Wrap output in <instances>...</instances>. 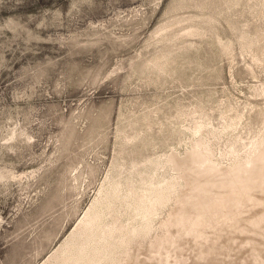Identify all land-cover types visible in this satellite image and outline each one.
<instances>
[{
  "label": "rangeland",
  "instance_id": "rangeland-1",
  "mask_svg": "<svg viewBox=\"0 0 264 264\" xmlns=\"http://www.w3.org/2000/svg\"><path fill=\"white\" fill-rule=\"evenodd\" d=\"M232 1L0 0V264H42L117 184L172 176L174 202L146 221L101 207L154 226L127 264L264 262V162L190 173L194 141L224 166L264 137V0Z\"/></svg>",
  "mask_w": 264,
  "mask_h": 264
},
{
  "label": "bare ground",
  "instance_id": "bare-ground-1",
  "mask_svg": "<svg viewBox=\"0 0 264 264\" xmlns=\"http://www.w3.org/2000/svg\"><path fill=\"white\" fill-rule=\"evenodd\" d=\"M230 5V8H232L235 5V0H233ZM213 21V18L209 17L207 19V24H212ZM162 30H164V28H159L160 32ZM199 33L202 34L204 32L198 31L197 28H191L188 34L195 35ZM248 39L249 38H247V36H239L238 40L240 41L239 43L243 49H248L252 46L253 40L250 41L251 39ZM218 42L221 44L220 41ZM223 47L225 49H230V44L226 43L223 45ZM163 62L164 59L161 60V62H153L151 66L152 69L161 71ZM262 91L261 92L264 94V88ZM256 92L260 93L257 90ZM260 117L264 119L262 115ZM239 120H241V118H239ZM225 124L226 129L234 126L232 124ZM221 127H223V125ZM249 128L251 129L250 126ZM247 131L248 130L246 129V134H249ZM243 133H245V130ZM217 134H219V132ZM248 136L245 138L248 139ZM236 138H238V136ZM215 140H213V142H215ZM216 142L218 144L219 141ZM193 143L195 144L196 148L192 150L191 153L192 166L190 168V173L192 176L200 175L202 178L210 179L212 178L211 175H215L220 171L225 173H233L237 167L252 168L253 166L256 167L261 162H264V148L259 149L260 145L264 144V137L261 135L256 134V137H254L249 143V149L245 151L243 155H237L234 152L229 154L228 151H222L230 156V159L228 158L230 163L224 166L218 164L220 161L218 163L216 162L219 157L215 160L213 155H205V153H202L203 151L210 153L213 145L211 138L208 137L204 141H194ZM233 146L234 145L232 144L230 147L233 148ZM219 152L220 151L217 153ZM176 157V154H171L168 156V158L172 160L176 159ZM163 163L168 162L166 161ZM152 179L158 180L157 178ZM197 179L198 178L195 177L194 181ZM150 181L151 180H149L146 184L143 183L144 187H141L140 192H137L131 184H128V195L124 196L121 194L122 187L117 184L112 190L113 195L111 197L107 196L99 202H95L92 205V208L87 211V214L84 215V217L74 228L70 236L60 247L54 250V252H52V254L49 255V257H47V259L42 264H127V259L129 256H131L132 248L136 241L138 242L140 238H144V240L147 242L150 240H156L153 237L154 226L151 222H147L139 229H128L122 224L121 219L118 216L114 217L110 222H108L105 219V215L102 214L101 207L108 208L111 205L113 206L115 201L124 200L129 207H133V217H143L144 221H146L148 219L146 217L149 216L147 212H157L165 207L168 208L169 205L174 202L176 198V192L182 185V177L172 176L171 180L166 183H153ZM130 199H132V202H128ZM254 202L257 204L259 203L256 201ZM262 221L263 218L258 219L253 222L252 225L257 226ZM159 227L160 224H158L157 228ZM261 264H264V262Z\"/></svg>",
  "mask_w": 264,
  "mask_h": 264
}]
</instances>
